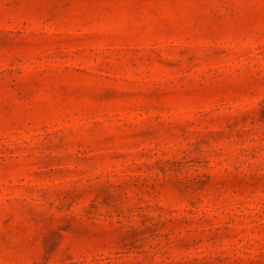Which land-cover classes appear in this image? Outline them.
Instances as JSON below:
<instances>
[{
	"label": "rangeland",
	"instance_id": "obj_1",
	"mask_svg": "<svg viewBox=\"0 0 264 264\" xmlns=\"http://www.w3.org/2000/svg\"><path fill=\"white\" fill-rule=\"evenodd\" d=\"M0 264H264V0H0Z\"/></svg>",
	"mask_w": 264,
	"mask_h": 264
}]
</instances>
